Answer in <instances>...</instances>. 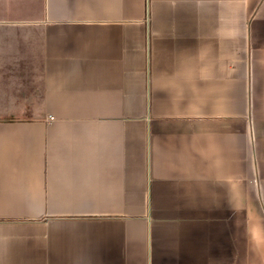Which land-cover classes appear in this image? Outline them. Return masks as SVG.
Returning <instances> with one entry per match:
<instances>
[{"label":"crops","instance_id":"crops-1","mask_svg":"<svg viewBox=\"0 0 264 264\" xmlns=\"http://www.w3.org/2000/svg\"><path fill=\"white\" fill-rule=\"evenodd\" d=\"M0 264H264V0H0Z\"/></svg>","mask_w":264,"mask_h":264}]
</instances>
